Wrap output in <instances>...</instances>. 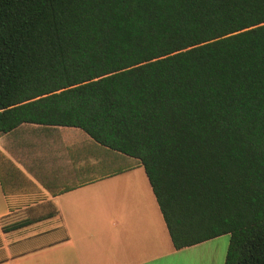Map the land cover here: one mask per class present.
Segmentation results:
<instances>
[{"label": "trees", "instance_id": "16d2710c", "mask_svg": "<svg viewBox=\"0 0 264 264\" xmlns=\"http://www.w3.org/2000/svg\"><path fill=\"white\" fill-rule=\"evenodd\" d=\"M23 124L141 166L175 250L264 264V0H0V135Z\"/></svg>", "mask_w": 264, "mask_h": 264}, {"label": "crops", "instance_id": "0c3cea01", "mask_svg": "<svg viewBox=\"0 0 264 264\" xmlns=\"http://www.w3.org/2000/svg\"><path fill=\"white\" fill-rule=\"evenodd\" d=\"M105 156L74 128L0 135V264H197L214 239L175 250L143 168Z\"/></svg>", "mask_w": 264, "mask_h": 264}, {"label": "rangeland", "instance_id": "374dc122", "mask_svg": "<svg viewBox=\"0 0 264 264\" xmlns=\"http://www.w3.org/2000/svg\"><path fill=\"white\" fill-rule=\"evenodd\" d=\"M128 162L133 163L134 161ZM122 179H126L129 181H133L132 177H123ZM118 184H124L129 186V182L121 183L118 182ZM120 187V186H119ZM229 235H223L220 236L208 245H205L204 247L200 248L195 253H187L186 255L182 256V259L188 260L190 262H197V264H224L225 256L229 244Z\"/></svg>", "mask_w": 264, "mask_h": 264}]
</instances>
